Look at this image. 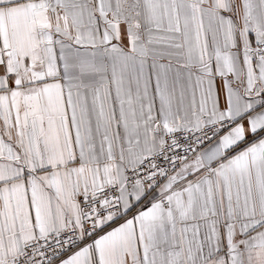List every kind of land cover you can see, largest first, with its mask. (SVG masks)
I'll list each match as a JSON object with an SVG mask.
<instances>
[{"label":"snow or ice","instance_id":"obj_1","mask_svg":"<svg viewBox=\"0 0 264 264\" xmlns=\"http://www.w3.org/2000/svg\"><path fill=\"white\" fill-rule=\"evenodd\" d=\"M0 264H264V0H0Z\"/></svg>","mask_w":264,"mask_h":264}]
</instances>
